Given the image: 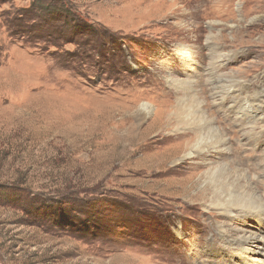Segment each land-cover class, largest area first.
<instances>
[{
  "label": "rangeland",
  "instance_id": "obj_1",
  "mask_svg": "<svg viewBox=\"0 0 264 264\" xmlns=\"http://www.w3.org/2000/svg\"><path fill=\"white\" fill-rule=\"evenodd\" d=\"M214 86L235 90L216 102ZM194 95L227 148L185 158ZM241 101L264 114V0H0V264L235 261L200 174H246L231 191L264 200V123L248 142ZM167 119L180 138L159 135ZM257 218L234 224L253 233L250 264H264Z\"/></svg>",
  "mask_w": 264,
  "mask_h": 264
},
{
  "label": "bare ground",
  "instance_id": "obj_2",
  "mask_svg": "<svg viewBox=\"0 0 264 264\" xmlns=\"http://www.w3.org/2000/svg\"><path fill=\"white\" fill-rule=\"evenodd\" d=\"M212 54L215 55V57H214V59H215L217 53L215 54V52H214ZM182 57L184 58L185 61L190 60L191 53L190 52L188 53L187 50H185ZM219 57H221V56H219ZM213 70H214V68H213ZM210 71H212V69H210ZM209 74H211V73H209ZM191 81H193V79L190 80V82ZM169 85L174 87L175 89H177L178 92H182V93H186V94H187V92H189L190 94L192 93L191 92V85L186 84L184 86V83L180 80H175L173 78H170ZM228 88L229 87H226V86H220V87L214 86L213 89H220L221 91L220 92H219V90L214 91L212 94V99L213 100L216 99L215 100L216 102L217 101H221V102L225 101V99L227 97L226 94L229 92H231V94H232V92L235 90V89L230 90ZM224 95H226V96H224ZM193 97H194V100L193 99L189 100V102H190L189 107H186V106L183 107V103H179V110L183 111V114H184L183 116L186 118V120H184L185 118L183 119L182 117H178V119L185 121V123L188 126H190L189 128H186V129L187 130H191V129L193 130L194 134L196 135V141L193 142L194 144H192L190 147H188L189 146L188 142L186 144H184L183 146H180L182 144H177L176 146H180V147H176V148H174V150L177 149L178 152H179V149L182 150L183 157H185V158H191V156L193 154L198 153V152H202V154L205 155V154H210L211 151H214V150H218V152H219V149L225 150L227 148V145H226V140H225L224 134L217 132L215 130L214 123L211 121V119L209 117H207L205 115V112L202 111L203 109L201 107V103L197 100V97L195 95ZM235 98L236 97H234V95H233L232 97H230V99H231L230 101L234 102L236 100ZM250 99H251V100H249L250 104H252V103L257 104L258 102H261L260 97H258V98L252 97ZM236 101H238V100H236ZM193 104H195V105H193ZM242 104L243 103L241 101L238 105L239 106L238 111L240 113H238V112L237 113L241 114L243 117H246V115L244 114L246 111L244 110ZM220 105H221V103H220ZM261 108L255 109L252 112L251 116H249V114H248L246 117L247 119L245 118L244 122L246 124H248L249 127L247 126L245 128V130H243L244 129L243 127H242L243 129L240 128V130L243 131V135L246 136V140L248 142L250 141L249 140L250 133H252L254 131L255 127L258 125V122L262 121V123H264V114L262 112L263 110L261 111ZM146 109H147V107H145V110ZM136 113H137V111H136ZM141 117H142V115H141ZM143 118H144V116H143ZM155 121H156L155 119L152 120V123L155 124ZM176 121H178V120H171V121L169 120L168 121V119H167V121L161 122V124L159 125V129L157 131L159 133V135H161V134L166 135L165 132L168 130L167 131V133H168L169 128L171 126H173L175 128L174 125H175ZM178 125H179V123H178ZM237 125H239V124H237ZM181 127H183V125ZM247 128H248V131H247ZM172 133H173L172 136L177 137V138H180L181 137L180 135H182L181 129H177V128H175ZM184 147H186V149H184ZM163 150H164V148H163ZM177 159H176V161H177ZM150 169L151 168H149V170ZM160 171L161 170L158 169V171L155 172V174L157 175L158 173H161ZM200 177H201L200 179H205V180L209 181V184H208L209 187L207 190L210 191V197L208 196L209 199L207 201V205L211 208L218 210L220 213L219 215H221L222 218L225 219V221L223 223H227V224L218 225L217 233L219 235H221L224 242H226L230 246L231 257L236 258L235 259L236 262L232 260L231 263H229V262L228 263L229 264H250L249 261L251 259L247 258L243 252V249H240V248L242 247L243 243H245L247 240H249L251 238L250 236H252L253 233H251L252 234L251 235L249 231H244V230H241L240 228H236V227H234V224L236 221H238V220L242 221L244 218L251 217L254 214V216L259 217L256 219V221L259 223V225L264 227V200L261 201L260 199L255 197V199H257L259 202H261V204L258 206H254V205H252L251 202L244 201V199H243L244 196H242L240 194H238L236 196V193L234 191H231L233 184H235L234 181L237 182L240 177L248 178V176L246 174L241 175V176L234 174V175L230 176L228 173H226V170L223 167H214V168H211L208 171L204 172L203 174H200ZM232 177L233 178L235 177V179L232 183H230L229 181ZM248 184H247V186H249ZM244 192L246 195L248 194L247 188H245ZM204 193L205 192H200L198 194L199 196L194 195V198H196V200H197V198H199V200L202 201L205 198ZM253 195H256V194L253 193ZM226 198H228V199H226ZM188 203H192V200H188ZM191 246H193V244ZM192 249L195 250V247L193 246ZM237 252H240V253H237ZM222 264H227V263L223 262Z\"/></svg>",
  "mask_w": 264,
  "mask_h": 264
}]
</instances>
